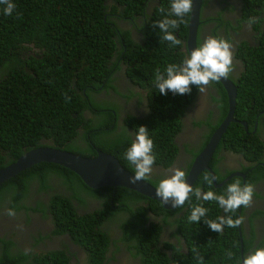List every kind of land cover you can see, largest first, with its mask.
Listing matches in <instances>:
<instances>
[{
  "label": "trees",
  "instance_id": "obj_1",
  "mask_svg": "<svg viewBox=\"0 0 264 264\" xmlns=\"http://www.w3.org/2000/svg\"><path fill=\"white\" fill-rule=\"evenodd\" d=\"M11 2L15 5L11 15H5L6 5L0 4V168L25 150L49 146L85 157H93L96 151L108 153L135 175V166L126 160L125 153L138 128L146 126L156 158L152 168L158 169H152L143 180L157 188L168 178L162 171L177 156L174 138L182 129L185 108L198 93L195 85L191 94L185 95L171 91L163 95L155 87L157 69L165 74L169 64L179 65L188 56L184 43L189 15L178 29H170L182 42L170 46L153 24L165 18L179 19L170 15L172 0ZM206 6L207 0H202L197 47L207 23L214 24L215 32L222 30L230 42L240 23L256 18L250 26V43L241 38L233 50L234 61L240 64L236 76L230 78L236 88V121L227 125L208 162L215 183L221 186L207 183V171L200 172L192 184L202 192L226 194L227 186L237 180L241 186L264 182V119L260 121L264 116V0L229 4V11H238L235 21L221 11L204 15ZM120 65L126 81L145 92L148 111L143 119L127 113L120 117L121 108L99 94L102 90L104 94H118L112 82ZM210 86L216 94L217 115L211 119L210 110L203 120L192 122L195 126L203 124L205 130L197 144L185 145L190 155L185 173L226 113L223 88L219 82ZM239 121L246 123V131ZM255 121L257 127L252 132ZM223 151L241 157L243 163L237 171L245 174L243 184L239 176L222 182L234 172L221 169ZM197 205L208 209L206 219L243 215L244 224L214 232L203 220L189 221ZM9 210L15 213L11 215L14 219L22 217L25 223L34 213L47 221L49 212L52 234L69 239L80 248L81 255L68 251L61 239L58 247L26 252V248L16 247L10 232L5 231L6 237H0V264H118L116 254L122 250L136 260L134 264H200L199 257H203L202 264H241L244 256L264 248V234L258 240L254 231L253 218L264 216L259 209L246 215L242 206L235 213H225L217 202L197 200L193 195L182 208L166 210L159 202L125 187L91 188L73 171L50 162L34 164L0 184L1 225L5 223L3 214L8 215ZM110 226L113 233L108 230ZM166 226L174 228L175 245L163 237ZM45 237L50 239V232L32 236L36 243Z\"/></svg>",
  "mask_w": 264,
  "mask_h": 264
},
{
  "label": "clouds",
  "instance_id": "obj_2",
  "mask_svg": "<svg viewBox=\"0 0 264 264\" xmlns=\"http://www.w3.org/2000/svg\"><path fill=\"white\" fill-rule=\"evenodd\" d=\"M0 4L6 5L4 9L5 15H11L13 10L15 9V5L11 2V0H0ZM195 10H196V6L194 4V0H172L170 15H174L179 19L165 18L163 20H159L155 22L153 24V27H158L159 31L163 33L162 39L164 41H168L170 43V46H178L182 42L179 39H177L175 35H173L170 29H178L180 24L185 23V20L183 18L186 15H189V13H194ZM161 11H163V9H161ZM199 19H200V12H199ZM255 22H256V18H250L248 24L249 26H251V24ZM205 26H209L207 36L202 37V41L201 43H199V47H197L195 41L196 48H194L190 52V55H188L184 43V50L186 51L188 56L185 59H183L181 64L179 65L169 64L165 69V74H161L159 69L156 70L155 87L159 89L160 94L167 95L169 91H171L174 95L191 94L193 85L197 86L199 92H202L205 90L207 86H210L212 82H218L222 78H228L229 75L230 76L228 79L236 76L234 74L235 71L233 70L234 67L233 65H235L236 62H233L232 44L229 41L225 40L226 37L223 34L222 30L221 31L217 30L215 32V30L213 29L214 24L207 23L203 27ZM219 31L221 36H223V38L219 37ZM209 32H211L210 36H209ZM120 67L121 65L119 66V68ZM116 71L118 72L117 73L118 76L119 74H122L123 76V67H122V71L119 69ZM112 83L113 85H115L114 80ZM99 94H104V91L103 90L100 91ZM118 95L126 99V96L122 95L119 92ZM212 119L214 120L215 118ZM262 119H264V116L260 118V121H262ZM239 123L241 124V121H239ZM254 123H256V126L254 130H252V132H254L257 127V121H255ZM117 124L121 125L119 119H117ZM260 128L263 129L261 126ZM244 130L246 131V129ZM148 131L149 130L147 129L146 126H140L135 134V138L133 137L134 140L131 143V146L127 149L125 153L126 160H128L132 165L135 166V175L130 176L128 178L129 182L132 184H135L138 181H142L143 179H145L147 176H149L152 173V169L153 171L158 169V168H152L156 158L152 154L154 145H153V140L149 138ZM221 153H229V152L223 151L220 152V154ZM170 171L172 174L168 178H165L160 181L158 187L155 190V195L163 202L164 205H171V207L173 208H178V207L182 208L185 205V203L189 201L191 197L194 195L197 200H202L205 202L208 201L217 202L219 207L222 208L225 213H235L242 206L244 208L249 207L252 203L253 194L256 192V190L253 189V187H255L256 185L252 186L250 184H245L244 186L243 185L241 186L239 180L227 186L226 194H216L213 191L202 192L201 189L199 188L193 189L191 184H189L186 181L185 179L186 173L182 169L173 168ZM213 179L215 178L205 176V180L209 185L212 184ZM243 181L244 179L242 180V184ZM216 184H221V183H216ZM207 212H208L207 208L203 207L202 205H197L192 208L191 214L189 216V221L193 223H199L201 220H203V222L212 231L217 233L223 232L225 226L231 228H238V227H242V225L244 224L245 218L243 215L239 216L236 219H233V217L230 215L220 216L217 218V220L213 221L205 218ZM14 214L15 213L13 211L9 210L8 215L11 216ZM47 215H48L47 219L49 220V223L52 227V222L49 216L50 215L49 212ZM259 215L262 216V214ZM259 215H255V217ZM52 229L50 231V234L56 235L55 233L52 234ZM35 243L36 242L32 238L30 245ZM16 247H18L17 243H16ZM26 252H39V251L38 250L34 251L30 248H26ZM228 255L229 258H231L232 255L231 252H229ZM198 259L200 261V264H202L203 257H199ZM241 264H264V248H257L255 252L244 256L242 258Z\"/></svg>",
  "mask_w": 264,
  "mask_h": 264
},
{
  "label": "rangeland",
  "instance_id": "obj_3",
  "mask_svg": "<svg viewBox=\"0 0 264 264\" xmlns=\"http://www.w3.org/2000/svg\"><path fill=\"white\" fill-rule=\"evenodd\" d=\"M225 0H207V6L204 8L203 14L204 15H211L215 14V12L221 11L224 17L232 19V21H235L236 18H239L238 16V11L236 8H231L229 11L228 8L229 4L235 3L237 0H227L228 4L224 2ZM234 23V22H233ZM236 24V23H234ZM206 31V30H205ZM221 31V30H220ZM219 31V37H222ZM253 32L251 31V27L247 22H242L240 23L239 30L237 31L236 34L242 39H246L245 37H242L243 35L247 34H252ZM211 35V32H209V36ZM207 36V32H206ZM205 36V37H206ZM233 36V34H232ZM231 36V38H232ZM235 41V37L233 36V40H230V43ZM233 51V47H232ZM236 62V67H233L234 71H237L240 68V64L238 61ZM239 64V67H238ZM119 70L122 71V66L119 68ZM118 72L115 73V78H114V83L117 87V91L121 93L122 95L126 96V99L122 98V96L115 94L114 95L109 92V94H100L101 96H105L106 98H109L110 101L114 102L119 109L121 108V103H124L127 105V102L135 97V94L139 90L135 88L133 85L128 83L125 78H123L122 74L117 75ZM134 91V92H133ZM212 93L208 92V88L206 87L204 91L199 92L196 95L195 101L191 102L184 111L183 117H182V129L181 132H179L176 135L175 138V144L177 146V156H181L184 154V149L185 145L186 147L193 146L197 144L200 139L201 135L204 132L205 128H202L200 126H195L194 123L199 120H203L208 114L211 108L213 107V98L216 97V94L214 90H211ZM107 95H110L112 98L108 97ZM142 103H146V110L148 111L147 108V99L143 95L142 98L139 99ZM134 111L130 110L128 106L126 108H121L120 110V116L125 115L126 113L132 114ZM124 113V114H123ZM212 115V118L215 117V115L212 114V111L210 113ZM263 120V119H262ZM262 139L264 140V132L261 133ZM223 154V161L221 167L224 169H235L239 166L240 163L242 162V159L240 156L231 154V153H221ZM176 168L175 166H170L169 168L163 170L162 172L165 173L168 177L172 174L171 169ZM157 171V170H155ZM238 172V171H234ZM232 172V173H234ZM231 174V173H230ZM236 177V176H233ZM259 187V192L261 194V188H264V182L256 185L253 187L254 190H257ZM46 197V196H42ZM260 197V196H259ZM260 201L264 202V193L261 197L260 200L251 203V205L247 208H245V214L248 215L250 214L254 209H256L260 205ZM3 217L5 218V223L3 225L0 224V233L1 236H5V231H9L10 234L12 235L14 241L19 245V247L22 248H30L34 251H43L48 248H54L58 247L60 239L64 241V243L68 246V251L74 252V250L78 251V255H81V250L78 246L72 244L67 238H59L56 235H51L50 234V239L43 238L40 242H37L35 244L30 245L32 236L37 237V234L41 235H46L49 233L52 229L49 220L44 221L39 218L38 213L30 214L29 217L30 219L27 221V223L24 222L23 218H17L14 219L12 216L3 214ZM253 221L255 222V228L254 231L256 234L259 236L257 239L259 240L260 237L263 236L264 234V216H256ZM109 232L113 233L114 232V227L110 226L109 227ZM114 236V235H112ZM176 234H174V228L171 226H166L164 231H163V237L169 238L171 242L176 243L175 241ZM6 237V236H5ZM179 243V242H178ZM108 252L110 251V246H107ZM107 253V252H106ZM117 258L119 259L118 264H134L136 260L131 259L129 255L122 250V253L116 254Z\"/></svg>",
  "mask_w": 264,
  "mask_h": 264
},
{
  "label": "water",
  "instance_id": "obj_4",
  "mask_svg": "<svg viewBox=\"0 0 264 264\" xmlns=\"http://www.w3.org/2000/svg\"><path fill=\"white\" fill-rule=\"evenodd\" d=\"M194 4L196 6V10L194 13H189L187 23L185 47L188 55H190V52L196 48L195 41L199 25L201 0H194ZM218 82L226 95V113L221 122L212 131L202 149L193 157L190 163L185 179L189 184H191V186L199 173L202 171H207L210 174V177H214L213 172L208 167V162L227 125L232 121H236L233 117L236 88L233 82L228 78H222ZM241 124L244 129H246L245 122L241 121ZM255 126L256 123L253 125V130ZM40 162L58 164L73 171L85 185L91 188H98L101 186L125 187L159 202L163 209H173L171 205H164L163 202L156 197V188L147 181L142 180L135 184L130 183L128 178L130 176H134V174L123 169L112 155L102 151H96L93 157H85L55 147H34L25 150L18 157H16L14 161L0 168V184L16 173ZM233 176H239L242 180L245 177L243 173L234 172L226 176L223 179V182ZM212 185L214 187H218L221 184H216L213 179Z\"/></svg>",
  "mask_w": 264,
  "mask_h": 264
},
{
  "label": "flooded vegetation",
  "instance_id": "obj_5",
  "mask_svg": "<svg viewBox=\"0 0 264 264\" xmlns=\"http://www.w3.org/2000/svg\"><path fill=\"white\" fill-rule=\"evenodd\" d=\"M205 7H203V10H204ZM230 19V18H229ZM232 21V19H230ZM208 29H209V26H205L203 27V30L201 32V36L202 37H205L206 36V32L208 33ZM206 30V31H205ZM253 35L252 34H247V35H243L242 37H245L247 38V40L249 41L250 43V38L251 36ZM234 37H235V41H233L231 44L233 46V50H234V47L236 45V43L239 41V39H241L238 34H234ZM253 38V37H252ZM137 39V38H136ZM132 85V84H131ZM135 88L139 89V90H135L137 91V93L135 94V97L131 100H129L127 102V105H125L124 103H121V108H126V106H128V108L130 110H133L134 112L132 114H129V115H132L131 117L135 118V119H143L146 115V103L144 105V103H142L139 99L143 97V95L145 94V92L143 90H141V88H139L138 86L136 85H133ZM208 88V92L209 93H212L211 90H214L211 86H207ZM134 92V91H133ZM215 92V91H214ZM140 97V98H139ZM196 97L194 98L193 102L195 101ZM211 111H212V114L213 115H217V109H216V103L214 102L213 103V107L211 108ZM124 114V113H123ZM211 119H212V116H211ZM200 127L204 128V125H200ZM190 159V155L188 154L187 151L184 150V154L181 155V156H176L172 162V165L171 166H175L176 168H180L182 170L185 169L186 165H187V162L189 161ZM222 170H224V168L221 167ZM234 171H237V169H234ZM259 190V187L257 188L256 192L253 194V197H252V201L253 202H256L258 200L261 199L263 193H264V188H261V194L259 192H257ZM260 196V197H259ZM256 209H259L261 211L264 212V202H261L260 201V205L256 208ZM244 211H245V208H244ZM245 229L247 230L248 227L246 226ZM2 233H0V236H1ZM256 234V233H255ZM255 241V240H254ZM175 245V243H174Z\"/></svg>",
  "mask_w": 264,
  "mask_h": 264
},
{
  "label": "crops",
  "instance_id": "obj_6",
  "mask_svg": "<svg viewBox=\"0 0 264 264\" xmlns=\"http://www.w3.org/2000/svg\"><path fill=\"white\" fill-rule=\"evenodd\" d=\"M124 115L120 116V117H123ZM120 126V124H118Z\"/></svg>",
  "mask_w": 264,
  "mask_h": 264
}]
</instances>
